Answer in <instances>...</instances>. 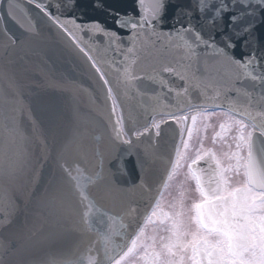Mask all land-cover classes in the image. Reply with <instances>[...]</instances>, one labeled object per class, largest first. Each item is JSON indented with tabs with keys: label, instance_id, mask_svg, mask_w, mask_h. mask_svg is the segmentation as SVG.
<instances>
[{
	"label": "water",
	"instance_id": "95a60500",
	"mask_svg": "<svg viewBox=\"0 0 264 264\" xmlns=\"http://www.w3.org/2000/svg\"><path fill=\"white\" fill-rule=\"evenodd\" d=\"M36 2L44 4L53 15L63 13L62 19L70 15L66 11L68 0ZM188 2L176 0L181 5ZM4 7L1 4L0 221L8 211L7 201L16 205L12 223L0 228V244L7 248L4 264H108L139 230L153 203L151 196L157 195L169 172L180 136L178 126L171 122L161 128L160 136L149 128L135 137V130L153 117L140 115L143 112L137 117L133 108L147 102V96L152 99L156 87L166 85L162 78L177 79L175 72H163V66L189 74L185 50L182 46L137 43L136 50L128 53L132 45L127 41L122 52L99 49L109 61L105 66L108 78L120 81L114 92L124 112L125 132L134 144L130 145L123 135L116 138L119 126L102 82L66 47L47 16L29 0H13L16 21ZM106 7L121 12L135 10L133 0H106ZM173 12L170 10L165 27L175 26L171 21ZM75 15L83 20L107 21L112 26L110 17L94 8L92 0H83ZM199 20L197 13L193 21ZM30 26L38 35L28 32ZM85 39L92 44L103 40ZM195 64L203 65V59ZM125 66L131 75L141 78L126 84L122 71ZM196 70L201 78L209 75L202 68ZM250 71L253 76L264 74L259 66ZM222 74L219 83L225 95H238L252 105L264 98V81L231 67L210 76L215 82ZM225 83L230 90H225ZM6 96L12 98V103L5 100ZM160 109L156 105L152 111ZM29 112L31 120L27 118ZM135 182L142 186L138 192L134 190Z\"/></svg>",
	"mask_w": 264,
	"mask_h": 264
},
{
	"label": "snow or ice",
	"instance_id": "6c2138e0",
	"mask_svg": "<svg viewBox=\"0 0 264 264\" xmlns=\"http://www.w3.org/2000/svg\"><path fill=\"white\" fill-rule=\"evenodd\" d=\"M29 2L35 3V6L47 16L51 25L61 33L66 47L93 69L99 81L102 82V87L106 90V100L110 101L111 113L117 117L116 126H119V131L116 138L125 133L123 117L118 111L117 95L114 92V88L119 87L120 81L108 78L109 74L105 71V66L109 64V61L99 54L100 48L105 51L111 49L113 52H122V45L125 41L132 45L127 48L128 53H133L136 50L137 43L152 46L159 43L165 48L182 46L185 50V58L189 61L185 69L190 75L179 73L176 69L168 66L162 67L163 72H175L181 76V79L196 80L193 65L203 59L205 73H219L222 68L231 67L242 72L245 76H251L254 80L264 81V74L253 76L250 71L257 66L264 68V0H189L187 5L177 4L176 0H133L135 10L129 12L106 7V0H92L94 8L104 10L110 17L111 27L108 26L107 21L95 18L89 20L78 18L75 13L82 8L83 0H68L66 11L70 15L63 19L61 18L63 13L53 15L44 4L38 3L36 0H29ZM0 4L5 6L4 11L7 12V15L16 21L17 17L13 13V0H0ZM172 9L174 12L171 21L175 26L165 27L169 23V12ZM197 13L200 15V20L194 22L193 17ZM2 18L3 15L0 14V19ZM17 22L19 23V21ZM4 31L7 34V29ZM28 32L38 35L34 26H30ZM122 33H127V36ZM85 36L102 37L103 40L92 44L86 41ZM9 40H12L13 44L15 43L11 36H9ZM201 49L203 51H200ZM208 57H211V61ZM112 63L114 64L115 61ZM116 71L120 72L121 69L116 68ZM122 71L126 84L141 78L131 75L128 66H125ZM147 78L152 79L151 76ZM224 88L230 90L227 83ZM232 90L239 91V89ZM5 100L12 103L10 97L6 96ZM27 118L32 119L31 112L28 113ZM12 119L15 123V117ZM33 123L35 122L33 121ZM156 127H159L158 123ZM13 130L19 131L18 129ZM251 182L256 183L255 180ZM224 191V195L213 197L214 200L220 201L221 205L215 214H208V221H205L199 212L196 217H193V220L202 227H210L220 235L229 237L232 241V244L229 245V253L233 251V245L240 251L236 252L233 257L224 252L220 242L213 244L206 241V247L201 249L197 246L198 240L190 241L184 245L181 253L190 251V258L194 264H202L201 251L207 253L209 264H213L211 259L213 253L207 251L209 247L220 253L216 264L225 261V257H227L226 264H247L243 258L244 253L250 247L259 246L260 231L264 230V214H260L264 213V192L246 197L245 210L239 212L233 211L237 206L235 197L230 203H225L229 195L226 186ZM7 205L8 211L5 213V219L0 221V228L12 223L16 211L14 201L8 200ZM196 207L199 209L202 206L197 205ZM237 216L242 217L243 222L237 220ZM6 251L7 248L0 244V264H4ZM182 261L183 255H181V264ZM256 264H264V254Z\"/></svg>",
	"mask_w": 264,
	"mask_h": 264
},
{
	"label": "flooded vegetation",
	"instance_id": "af4514ba",
	"mask_svg": "<svg viewBox=\"0 0 264 264\" xmlns=\"http://www.w3.org/2000/svg\"><path fill=\"white\" fill-rule=\"evenodd\" d=\"M226 120V122L222 121L219 123V130L213 134V140L224 142L227 126L234 128L233 135L228 138V140L232 141L230 145L231 149L227 148V150H231V154L226 152L219 153L213 147H209L198 157L186 163L180 162L183 159V155H181L166 189L152 212L153 221L148 222L140 234L141 236L145 230H152L146 238L151 242L149 245L155 247L146 250L142 256L141 260L143 261L141 264H175L176 259L177 264H181V255H183L182 264H194L190 258V251L181 253L184 245L194 240H198L197 246L201 249L206 247V241L213 244L220 242L224 252L233 257L236 252L240 251V249L235 248L233 245V251L229 253V245L232 244L229 237L220 235L210 227H202L193 220V217H196L198 212L205 221H208V214L216 213L221 202L214 200L213 197L224 195L225 186L229 193L228 200L225 203H230L233 197H235L237 206L233 211L239 212L245 210L247 204L246 197H252L255 193L263 192L257 191L248 184L246 172L248 131L245 125H239L233 118ZM231 120L235 122V126L236 124L238 126L234 127ZM210 123L214 124V121H210ZM219 150L222 151L224 148ZM209 153L213 156V162H208L203 167L197 168L196 172L193 171L192 165ZM180 167L185 169V178L175 180L172 183ZM199 175L203 181L201 183L203 189L198 186ZM170 193L174 195L170 197ZM197 205H201L202 207L197 209ZM236 219L243 222L240 216H237ZM258 240L259 246L255 247H263L261 250L257 249V253L254 256L264 251V230L260 231ZM207 251L213 253L211 259L213 264H216L220 253L211 247ZM247 252L244 253L243 257H246L245 254ZM247 258L248 260L250 259L248 255ZM200 259L202 260V264H209V257L205 251H201ZM226 261L227 257H225V261L221 262V264H226Z\"/></svg>",
	"mask_w": 264,
	"mask_h": 264
},
{
	"label": "rangeland",
	"instance_id": "374dc122",
	"mask_svg": "<svg viewBox=\"0 0 264 264\" xmlns=\"http://www.w3.org/2000/svg\"><path fill=\"white\" fill-rule=\"evenodd\" d=\"M209 115H210L209 117H206L208 116L207 114H200V116H198V118L196 119L192 135L187 145L185 139V143H184L185 147L183 148L184 150H182L181 153V155H183V159L180 161L181 163L190 162L193 158H196L200 154L205 152V150H207L209 147H213L214 150L216 152L218 151L219 153L226 152L231 154V150H227V148L231 149L230 145L232 141L228 140V138H230L233 135L234 128L227 126V133L224 134L225 136L224 142H219V141L217 142L213 140V134L219 130V123L222 121L226 122L227 121L226 119L228 118L222 114L221 115L209 114ZM212 116H214V118H212ZM210 121H214V124L210 123ZM231 121L234 127H237L238 124L241 125L242 123H244L240 120L239 121L236 120L238 124H236L235 126V122L233 120ZM179 123L184 126L185 121L180 120ZM221 148L222 149L224 148V150L222 151L219 150ZM185 174H186L185 169L180 167V169L177 171V176L173 178L172 183H174L175 180L184 179ZM169 195L170 197H172L174 194L170 193ZM151 231L152 230H145V232L139 237V239L135 241L133 247L129 250V252L125 254L117 262V264H141L143 261L141 260L142 256L146 252V250L155 248L149 245L151 242L148 241L146 238ZM262 247L263 246H261V248ZM261 248H257L255 246L249 248L245 256L247 257L248 255L250 259L248 260V258L246 259V257H243L247 261V264H256L257 260L262 256V254H264V251L257 256H254V254L257 253V249L261 250ZM175 264H177V259L175 260Z\"/></svg>",
	"mask_w": 264,
	"mask_h": 264
},
{
	"label": "bare ground",
	"instance_id": "6f19581e",
	"mask_svg": "<svg viewBox=\"0 0 264 264\" xmlns=\"http://www.w3.org/2000/svg\"><path fill=\"white\" fill-rule=\"evenodd\" d=\"M195 110H192V111H187V112H185V113H183V114H181V115H179V116H177V117H174V118H172V119H174V120H179V119H181V120H183V121H185V126H182V130H181V136H182V138H181V141H180V143L178 142V146H179V148H181V144H182V142H183V139H184V136H185V133H186V129H187V122H188V120L190 119V117H191V114L194 112ZM165 118H171V117H164V118H156V119H153L150 123H148V124H146V125H144V126H142V127H140V128H138L139 130H145V129H149V128H153V127H156V124L158 123V124H161L164 120H165ZM153 133L155 134V132L153 131ZM156 135V134H155Z\"/></svg>",
	"mask_w": 264,
	"mask_h": 264
}]
</instances>
